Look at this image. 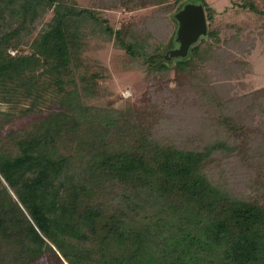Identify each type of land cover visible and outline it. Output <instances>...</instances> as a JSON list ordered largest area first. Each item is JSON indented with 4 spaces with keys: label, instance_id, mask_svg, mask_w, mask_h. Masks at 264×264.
<instances>
[{
    "label": "trees",
    "instance_id": "trees-1",
    "mask_svg": "<svg viewBox=\"0 0 264 264\" xmlns=\"http://www.w3.org/2000/svg\"><path fill=\"white\" fill-rule=\"evenodd\" d=\"M178 3L0 0V95L29 114L55 86L66 110L26 148L6 141L17 113L0 110V212L20 216L1 240L11 264H264V86L240 92L255 39L216 43L208 29L185 58L147 62ZM147 5L119 26L108 17ZM89 40L113 42L125 68L146 64L143 106L86 102L104 77L88 71Z\"/></svg>",
    "mask_w": 264,
    "mask_h": 264
},
{
    "label": "rangeland",
    "instance_id": "rangeland-1",
    "mask_svg": "<svg viewBox=\"0 0 264 264\" xmlns=\"http://www.w3.org/2000/svg\"><path fill=\"white\" fill-rule=\"evenodd\" d=\"M75 1L78 4L84 5L87 0ZM185 1L179 0L177 6ZM204 2H206L205 13L207 16H210L207 21L208 29L219 30L216 43L223 42L228 38L229 33L240 29L243 31V38L249 37L255 39L254 48L245 57L250 70L244 75L243 83L245 84V88L240 92L263 87L264 0H204ZM154 8L155 5H147L146 7L137 8L129 12L119 10L107 12L111 22L115 26H119L121 19L128 18L129 16L133 19H141L145 15L150 14ZM173 11L169 15L170 18ZM174 28L175 23L173 22L172 33L163 50L158 53H162L172 45L170 37L174 32ZM201 40L207 41L208 36ZM122 52V50L113 47V42L89 40L83 55L87 58L88 71L98 72L104 76L96 81L94 94L86 97L87 103L101 111H123L129 104L135 107L144 105V93L147 83L143 79V71L141 69L146 68V64L141 61L138 67L134 65L133 67L125 68L123 66ZM146 60L150 62L148 57ZM7 98L0 95V110H12L17 113V116L2 129L3 136L10 143V146H14V142H16L21 148L28 147V144L34 142L35 136L44 132L47 128H51L49 124L50 118L55 120L56 117H62L63 113H66L64 107L58 106L61 97L55 86L47 87L44 98L39 101L34 111L29 114H22L20 112L29 106V100L21 99L20 102L16 103L14 100L11 101ZM15 160L11 159L8 164L7 162L4 164L6 172L13 163L16 165V168L12 167L13 171L16 172L24 169L26 157L17 159L18 163ZM259 176L264 180V170L260 172ZM5 184L4 178L0 175V197L8 199L9 197L5 195L2 189L5 187ZM7 191L12 200L17 199L13 191L9 188H7ZM259 194L264 195V191L260 190ZM19 217L14 212H0V264L12 263L9 246L5 247L4 244H1V240H9L16 235L18 229L16 220Z\"/></svg>",
    "mask_w": 264,
    "mask_h": 264
},
{
    "label": "water",
    "instance_id": "water-1",
    "mask_svg": "<svg viewBox=\"0 0 264 264\" xmlns=\"http://www.w3.org/2000/svg\"><path fill=\"white\" fill-rule=\"evenodd\" d=\"M171 19L175 23L174 32L170 37L172 45L163 54L157 53L148 60L158 58L160 63L185 58L192 46L207 37V20L201 0H186L180 3L171 14Z\"/></svg>",
    "mask_w": 264,
    "mask_h": 264
},
{
    "label": "flooded vegetation",
    "instance_id": "flooded-vegetation-1",
    "mask_svg": "<svg viewBox=\"0 0 264 264\" xmlns=\"http://www.w3.org/2000/svg\"><path fill=\"white\" fill-rule=\"evenodd\" d=\"M165 51L162 52V54L164 53ZM158 59V58H157Z\"/></svg>",
    "mask_w": 264,
    "mask_h": 264
},
{
    "label": "built area",
    "instance_id": "built-area-1",
    "mask_svg": "<svg viewBox=\"0 0 264 264\" xmlns=\"http://www.w3.org/2000/svg\"><path fill=\"white\" fill-rule=\"evenodd\" d=\"M12 53H14V52H12Z\"/></svg>",
    "mask_w": 264,
    "mask_h": 264
}]
</instances>
